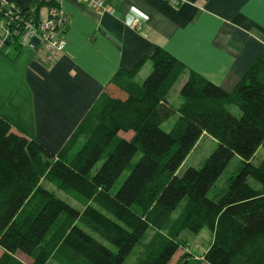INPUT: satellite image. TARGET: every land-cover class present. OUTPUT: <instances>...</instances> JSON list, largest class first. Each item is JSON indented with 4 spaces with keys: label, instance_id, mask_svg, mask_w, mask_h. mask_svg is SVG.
I'll list each match as a JSON object with an SVG mask.
<instances>
[{
    "label": "trees",
    "instance_id": "obj_1",
    "mask_svg": "<svg viewBox=\"0 0 264 264\" xmlns=\"http://www.w3.org/2000/svg\"><path fill=\"white\" fill-rule=\"evenodd\" d=\"M148 61L152 71L138 84L135 77ZM185 71L154 46L130 71L110 78L56 154L0 118V264H14L17 253L31 264H127L137 248L132 264H170L180 234L203 228L212 240L202 259L184 252L176 264H264V153L250 163L258 148L264 150V46L231 93L188 72L178 91L182 103L173 106L167 95ZM202 134L215 149L200 169L177 175ZM233 157L241 161L237 174L225 191L208 198Z\"/></svg>",
    "mask_w": 264,
    "mask_h": 264
},
{
    "label": "crops",
    "instance_id": "obj_2",
    "mask_svg": "<svg viewBox=\"0 0 264 264\" xmlns=\"http://www.w3.org/2000/svg\"><path fill=\"white\" fill-rule=\"evenodd\" d=\"M5 1L21 10L35 6L42 20L57 6L66 18V47L54 61L42 57L36 40L33 49H0V118L52 154L110 78L130 71L154 46L185 67L182 84L194 72L226 93L264 46V0H105L100 13L76 0ZM151 71L144 63L135 82Z\"/></svg>",
    "mask_w": 264,
    "mask_h": 264
},
{
    "label": "rangeland",
    "instance_id": "obj_3",
    "mask_svg": "<svg viewBox=\"0 0 264 264\" xmlns=\"http://www.w3.org/2000/svg\"><path fill=\"white\" fill-rule=\"evenodd\" d=\"M33 42V41H32ZM33 44V43H32ZM6 46V45H5ZM143 75L139 76L137 78V82L141 83L146 77L147 73H142ZM182 82L180 79L177 80V82L174 84L172 89L169 91L167 95V100L170 104L173 106H179L182 103V100L180 99L178 95V91L180 89ZM231 113L234 115L238 116V111L233 107H229ZM173 118L170 119L168 122L164 123L162 125V128L164 130H168L171 124L173 123ZM119 137L128 139L130 138V135L128 134H120ZM216 143L215 141L208 135L202 134L192 151L188 154L186 159L183 161L181 164L180 168L177 171V175H181L187 168L192 167L195 169H200L204 162L207 160L209 155L212 153V151L215 149ZM264 150L260 147L258 150L255 152L254 156L251 159V164L256 165L257 162L261 159L263 156ZM241 161L237 157H233L230 162L227 164L221 175L218 177L216 182L214 183L213 188L211 191L208 193V198H212L215 194L221 193L225 191L229 185V182L231 179L237 174L239 167H240ZM101 165V162L98 163L95 167L97 170ZM128 171L126 170L120 177L119 182L123 181L125 177L127 176ZM248 183L252 187H258L257 183L253 181L252 179L248 178ZM41 186L44 188L48 189L50 192H53L57 197L60 199L66 201L69 203L72 207H76L78 209H81L78 204L67 197L63 192L56 190L53 186L49 185L45 180L41 181ZM185 203V200L180 203V207L178 208L177 212L172 215L174 218L177 213L179 212V209L181 206ZM93 207L97 209L101 214H103L105 217L111 219L118 225L123 226V223L120 221V219L114 215L111 214L108 210L103 208L102 206H99L98 203H92ZM88 229V228H87ZM88 232L92 234L95 238L101 239V237L93 232L92 230L88 229ZM181 238V243L180 247L177 251V254L174 256V258L171 260L170 264H176L178 258L184 253L187 252L190 254L192 258L195 259H202V256L204 252L208 249L212 236L211 233L209 232L208 229L203 228L198 234L192 235L188 232H182L179 236ZM139 252V249H135L133 255H131L128 258L127 264H132L134 255ZM32 260L29 257L24 256L23 254L17 253L14 256V264H31Z\"/></svg>",
    "mask_w": 264,
    "mask_h": 264
},
{
    "label": "built area",
    "instance_id": "obj_4",
    "mask_svg": "<svg viewBox=\"0 0 264 264\" xmlns=\"http://www.w3.org/2000/svg\"><path fill=\"white\" fill-rule=\"evenodd\" d=\"M39 0L38 2H43ZM97 13L106 9L105 0H76ZM66 18L57 6L48 8V17L39 19L35 6L26 10L19 9L15 4L0 0V49L7 44H16L20 49H33L32 41H38L42 57L54 61L66 47L63 30ZM140 21H132L138 27Z\"/></svg>",
    "mask_w": 264,
    "mask_h": 264
}]
</instances>
